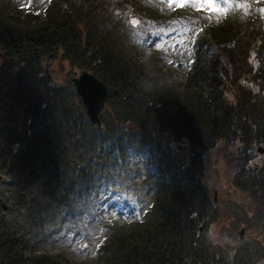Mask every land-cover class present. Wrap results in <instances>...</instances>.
I'll return each instance as SVG.
<instances>
[{"label": "trees", "instance_id": "1", "mask_svg": "<svg viewBox=\"0 0 264 264\" xmlns=\"http://www.w3.org/2000/svg\"><path fill=\"white\" fill-rule=\"evenodd\" d=\"M138 1L144 13L131 10L137 22L119 6L115 12L124 22L112 27L101 23L106 0H55L42 15L0 7V175L23 196L30 182L39 181L43 201L56 210L105 196L135 203L123 168L139 154L158 173L155 213L114 227L83 264H259L257 240L231 253L200 232L201 215L212 206L175 142L187 138L197 155L199 148L238 135L264 143V19L246 18L241 10L234 18L222 8L209 11L195 34L189 86L181 89L169 84L172 74L159 64L158 51L145 60L135 54L155 29L170 31L173 24L148 0ZM246 1L225 4L247 13ZM132 28L147 35L138 50ZM54 55L108 85L102 123L90 120L71 77L53 75ZM0 264L79 263L64 251L32 249L3 217Z\"/></svg>", "mask_w": 264, "mask_h": 264}, {"label": "rangeland", "instance_id": "2", "mask_svg": "<svg viewBox=\"0 0 264 264\" xmlns=\"http://www.w3.org/2000/svg\"><path fill=\"white\" fill-rule=\"evenodd\" d=\"M106 1L107 11L103 12L101 9L100 12L104 15L103 22H100L106 26H115V21L124 22L123 17L118 16L120 13L115 12L119 6L126 7V19L132 22H137L138 18H133L134 14L131 10L144 13L138 0ZM225 1L213 0V3L221 4L224 13L233 14L234 18L235 5L230 6L229 3L225 5ZM48 2L49 0H0V7L5 9L9 6L17 11V9L23 10L21 8L25 10L31 5L44 10ZM151 2L156 5L155 8L150 6L157 10L155 14L166 18L172 17L173 24L170 29L175 32L168 36L165 34L167 29H155V38L148 41L153 47L148 44V51H139L135 54L139 55V60H145L149 56V50L153 48L157 50L160 53L159 64L167 73L172 74L167 77L169 84L181 86L183 89L187 84L185 77L190 65L189 60L194 52L193 39L200 25L208 23L206 10L209 7L200 3V0H151ZM251 2L257 5L251 6ZM179 3L187 9L175 10ZM259 3L261 5L257 10ZM243 6L248 9L247 13L244 11L248 17L252 12L258 18L264 19V0H247ZM179 9L187 11L182 13L183 16L180 13L173 14L179 12ZM145 14L147 16L149 13ZM132 32L130 38L136 44L146 36H143V32L141 33L138 28H132ZM118 33L123 35L122 31ZM248 65L246 70L249 69ZM49 67L53 75L60 80L64 77L70 79L74 73L80 71V68L72 66L68 61L62 63V60L55 55L50 58ZM247 80L248 78L245 79L246 85ZM257 88L256 86L255 89ZM229 90L226 89V93L233 96ZM242 90L243 87H239L240 93ZM178 93L183 94V92ZM186 140L188 142V139ZM258 145L260 142L238 135L234 139L230 137L220 139L207 145L208 148H199V155L195 149L194 152L188 150L181 160L185 165L189 164L191 171L202 182L204 194H207L209 201L208 205L212 206L209 210H204L199 221V224L204 225L202 229L211 242L219 243L221 251L225 248L234 253L237 249L239 251L244 243L257 240L260 247L257 253L262 257L259 264H264V152L258 151ZM194 153L195 155L192 156ZM150 168L153 169L151 164L139 162L128 164L123 168L131 178L130 188L134 185L132 190L135 189L137 193L135 203L130 199L126 201L124 196L121 197L120 202L115 199H102L94 204L80 203L74 210H56L52 206L47 207L40 193L39 181L30 182L26 186V195L23 196L22 191L14 187L11 180L0 179V223L4 217L34 250L64 251L75 263H88L98 244L113 231L114 227L125 225L129 227L135 220L141 223L149 217V214L155 213L156 206L152 201L157 199L156 189L159 183H156L157 180ZM216 194L219 197L224 195L218 204L213 201ZM150 218L154 222L156 215ZM243 226L248 229L241 240L239 232Z\"/></svg>", "mask_w": 264, "mask_h": 264}, {"label": "water", "instance_id": "3", "mask_svg": "<svg viewBox=\"0 0 264 264\" xmlns=\"http://www.w3.org/2000/svg\"><path fill=\"white\" fill-rule=\"evenodd\" d=\"M74 85L85 102L92 121L101 122V112L107 102L109 88L106 83L88 69L72 77ZM260 150L262 149L259 148ZM2 176L0 175V178Z\"/></svg>", "mask_w": 264, "mask_h": 264}, {"label": "flooded vegetation", "instance_id": "4", "mask_svg": "<svg viewBox=\"0 0 264 264\" xmlns=\"http://www.w3.org/2000/svg\"><path fill=\"white\" fill-rule=\"evenodd\" d=\"M180 144H181L180 146H177V145H175V146L177 147V149L181 150L184 154L186 153V151L190 150V146H189V144L187 143V141H186V142H181ZM241 171H242V170H241ZM215 191H216V190H215ZM216 192H218V191H216ZM223 196H224V195H222V196L220 195V197H219V195L216 194V196L214 197V201L217 202V204H218L219 200H220ZM242 228H243V229L239 232V236H241V237H240L241 240L244 238V232L247 231L248 227L243 226ZM242 237H243V238H242Z\"/></svg>", "mask_w": 264, "mask_h": 264}, {"label": "snow or ice", "instance_id": "5", "mask_svg": "<svg viewBox=\"0 0 264 264\" xmlns=\"http://www.w3.org/2000/svg\"><path fill=\"white\" fill-rule=\"evenodd\" d=\"M200 3L207 5L213 12H220L221 8L214 5L213 0H200Z\"/></svg>", "mask_w": 264, "mask_h": 264}]
</instances>
